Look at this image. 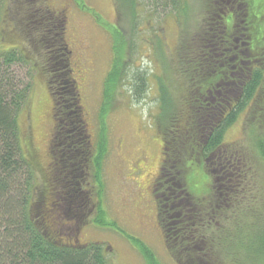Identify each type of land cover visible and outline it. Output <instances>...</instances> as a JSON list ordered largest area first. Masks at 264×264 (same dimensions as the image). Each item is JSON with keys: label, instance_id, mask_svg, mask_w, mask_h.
Here are the masks:
<instances>
[{"label": "rangeland", "instance_id": "obj_1", "mask_svg": "<svg viewBox=\"0 0 264 264\" xmlns=\"http://www.w3.org/2000/svg\"><path fill=\"white\" fill-rule=\"evenodd\" d=\"M159 1L137 0L133 13L130 4L118 0H3L0 12V47L17 49L32 64L13 66L11 77L31 89L17 122L23 154L36 166L38 184L57 157L50 151L57 139L55 101L48 86L51 82L57 94L60 78L49 75L56 61H48V55L54 57L51 53L59 44L71 51L66 80L71 84L74 79L79 88L89 142L86 161L71 168L79 184V203L86 205L83 214L73 210L76 216L82 214L74 223V234L82 244L109 247L113 264H149L139 243L154 264H177L156 222L158 202L152 185L158 181L163 151L158 115L167 97L177 105L185 97L176 53L184 38L202 28L207 0H183L179 10L169 0ZM46 11L64 22L58 45L51 43V32H43L49 27L42 26L45 19L38 22V15L44 18ZM115 41H122L117 44L121 76L111 83L106 98L104 83L113 65ZM134 72L144 75L147 85L140 99L134 95ZM253 103L236 115L222 139L227 151L249 156L246 177L251 191L239 194L220 217L218 228L234 236V242L226 241L230 247L224 249L220 264H264V166L254 145L258 134L249 129ZM98 157L101 191L95 179ZM205 166L185 165L184 189L197 202L213 200L214 180ZM211 167L215 168L212 163Z\"/></svg>", "mask_w": 264, "mask_h": 264}, {"label": "trees", "instance_id": "obj_2", "mask_svg": "<svg viewBox=\"0 0 264 264\" xmlns=\"http://www.w3.org/2000/svg\"><path fill=\"white\" fill-rule=\"evenodd\" d=\"M118 1L121 5L123 1L130 4L133 13L138 7L137 0ZM182 1L169 0L177 10ZM3 6V0H0V12ZM205 6L207 13L202 28L184 38L176 53L179 71L186 83L185 97L180 105L173 104L171 97H167L161 102L158 115L161 124L158 128L163 132V151L154 191L160 205L159 223L165 245L177 264H220L224 249L230 247L226 241H233L234 236L226 235L218 224L229 203L246 190L251 191L246 177L248 168L250 173V167L246 166L249 156L239 150L227 151L222 139L225 129L252 100L249 129L258 134L254 145L264 166V0H207ZM228 6L239 8L236 19L222 18L219 11L225 12ZM46 12L44 18L38 15V22L45 19L42 26L49 27L43 32H51V43L58 45L62 39V23L51 12ZM28 22L33 23V19ZM238 35L243 36L240 42L247 43L246 46L239 45L243 48L242 63L256 62L260 69L249 71L246 66L242 67L245 84L241 88L240 103L231 114L222 116L230 98L229 92L237 91L242 79L235 71L229 75L220 72L218 66L223 59L219 55L223 50L235 47L231 45L230 36ZM115 42L113 65L104 83L106 98L111 83L115 84L121 76L120 47L117 48V44L122 41ZM58 46L55 45L56 52L51 53L54 57L48 55V61H56L48 68L49 75L55 80L60 78L57 94L51 82L48 86L55 101L54 115L58 123L55 130L57 141L50 151L57 157L50 162L46 176L42 175L43 182L39 184L36 166L23 154L17 122L31 89L11 77L13 66L32 64L17 49L0 47V264H113L109 247L98 243L82 244L74 234L77 228L73 210L83 214L86 205L79 203V184L71 168L79 161H86L89 151L86 156H80L84 152L81 148L89 142L85 140L86 129L78 114L80 103L73 76L69 75L71 84L66 80L69 74L65 62L67 51L61 44ZM132 80L134 95L140 99L147 86L145 77L134 72ZM79 149L82 153L78 152ZM28 156L33 158L31 153ZM100 159L95 160V179L101 191ZM190 162L206 165L214 180L213 200L194 201L184 189L185 165ZM167 179L174 188L171 196L164 198H170L169 203L179 216L173 225L168 222L169 214L165 210L169 204L163 201L159 188ZM101 213L100 210V218H103ZM138 245L148 263L154 264L147 248Z\"/></svg>", "mask_w": 264, "mask_h": 264}, {"label": "flooded vegetation", "instance_id": "obj_3", "mask_svg": "<svg viewBox=\"0 0 264 264\" xmlns=\"http://www.w3.org/2000/svg\"><path fill=\"white\" fill-rule=\"evenodd\" d=\"M239 10V8H234V7H226L225 8V12H222L221 10L219 11L220 14H222V18H229L230 20L231 19H236V14H237V11ZM56 18H59L58 16H55ZM66 17V16H65ZM61 22V20H60ZM64 24V22H61ZM63 33H61L60 35H62ZM230 40H231V45H234L235 47H233V49H228V50H223L222 53L219 55L220 58L223 59V63L219 64L218 68L219 70H221L220 72L223 73V74H228L229 75V72H236L238 74V78L242 79L241 82H239V85H240V88L237 90V91H230L229 92V97L227 99V107L224 109V111L222 112V116H226L228 114H231L232 111L235 110L236 106L240 103V99H241V95L243 93V90H241L242 86L245 84V80H244V72H243V66H246V69H249V71L251 70H255V69H260V66L258 63L256 62H253V63H246V65H244L242 63L243 59L240 58V55H242V52H241V49L243 48H239V45L240 46H246V42H240V38L243 37L241 35H238V36H234V38H232L233 36H230ZM71 54V51L69 53V51H67V55L70 56ZM67 60L69 61V57H67ZM67 60L65 62H67ZM70 62V61H69ZM72 74V72H71ZM74 80V79H73ZM74 85L75 87L77 88V97L79 98V103H80V100H82V97H81V94H80V91H79V88L77 87L76 85V81L74 80ZM226 87L229 86V84H226L225 85ZM258 92H256V95H257ZM250 104V103H249ZM247 105L245 106L244 108H249L251 105ZM80 110L78 112L79 114V118L82 117L81 115V105L79 104V107ZM250 109V108H249ZM53 120H55V130L57 129V120H56V116L53 115ZM84 122V120H83ZM62 123V122H60ZM59 123V125H60ZM58 125V126H59ZM85 127V126H84ZM87 138V137H86ZM86 146L89 147V143H87L86 145H84L81 149H83V151L85 152V155H87V151L85 150L86 149ZM79 149L78 152H81ZM82 153V152H81ZM48 169V168H47ZM74 172V171H73ZM160 173V172H159ZM154 184L152 185V190L154 191ZM160 188V191L161 193H163V201L168 203L169 205H167L165 207V210L168 212V222L170 224L173 225V223L175 224L176 220L179 218V216L176 214L177 212L175 211V207L171 204V202L169 203V200L170 198H164V196H168L170 197L171 194H172V188H174L173 184H171L170 180L167 179L166 182H163L162 185L159 187ZM154 195H155V191H154ZM156 198V196H155ZM156 201H157V198H156ZM159 204L157 206V213H158V217L156 219V222H159ZM82 217V216H76L75 215V219L76 221L78 222V219ZM162 230V229H161Z\"/></svg>", "mask_w": 264, "mask_h": 264}]
</instances>
